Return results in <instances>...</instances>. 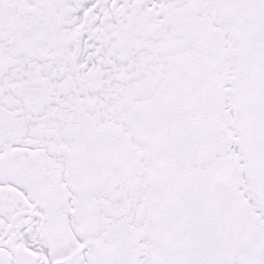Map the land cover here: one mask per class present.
I'll list each match as a JSON object with an SVG mask.
<instances>
[{
    "label": "snow or ice",
    "instance_id": "6c2138e0",
    "mask_svg": "<svg viewBox=\"0 0 264 264\" xmlns=\"http://www.w3.org/2000/svg\"><path fill=\"white\" fill-rule=\"evenodd\" d=\"M0 264H264V0H0Z\"/></svg>",
    "mask_w": 264,
    "mask_h": 264
}]
</instances>
